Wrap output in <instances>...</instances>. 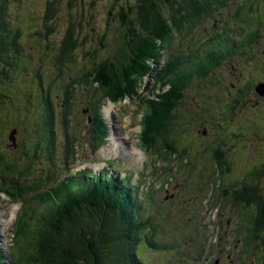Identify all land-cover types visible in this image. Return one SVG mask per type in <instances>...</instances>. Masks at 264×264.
<instances>
[{"label":"trees","instance_id":"1","mask_svg":"<svg viewBox=\"0 0 264 264\" xmlns=\"http://www.w3.org/2000/svg\"><path fill=\"white\" fill-rule=\"evenodd\" d=\"M9 1L0 0V108L8 102L9 98V101L20 98L23 102V112L28 107L30 115L21 114L20 117L14 118V125L24 123L33 128L38 140L35 147L39 152L46 151L49 154L46 165L49 166V172H53L57 167L54 145L58 135L55 134V113L58 108H55L52 97L56 90L64 92V97L67 98L65 116L71 111L69 93H72L76 87L83 86L81 83L91 86V83L98 82L101 87L110 89L112 97L133 95L138 88L141 75L150 71L148 61H156L161 50L171 45L174 38L183 37L184 32L189 33L190 30L195 29L204 20L203 18L217 14L222 17L221 15L227 11L228 4L232 0H137L136 5L128 6L127 10L122 8L118 16L120 29L123 30L121 49L115 53L116 55L113 53V56L102 58L85 79L75 78L73 81L69 80L71 78L69 71L77 65L76 59L87 36H79L77 31L82 29V25L70 18V25L55 52L56 70L61 72V67L66 70L60 75L57 74L60 77L55 76L50 84H47L40 70L33 72L30 69L29 63L32 62V58L27 57L21 47L22 44L19 41L21 30L12 26L7 19L6 9ZM55 3L56 1H53L48 4L45 14L46 37L52 35L55 30L51 25L56 13ZM39 37L41 35L36 36L37 39ZM22 43L24 44V41ZM211 58L202 62V65L196 63L180 75H176L170 83V90L159 95L158 101H153L145 124L148 128L147 138H145L150 141L146 145L155 147L154 142L160 143V147H155L156 149L166 152L169 158L176 155L181 161L177 162V167L182 170V175L192 176L186 182L190 189L197 193L200 189L204 191L205 179L197 181L198 170L195 169L193 162H191L192 170H186L190 162L184 161L191 152L179 143L173 134L179 127L183 128V132L186 131L180 125L181 118L176 109L180 103L184 102L189 83L194 82L192 79L196 75L202 76L201 78L208 77L211 68L221 64L218 60L216 65H211L209 62ZM207 63L210 69H207ZM61 75H65L63 78L66 81L60 80ZM33 80L38 82L41 91L34 92L30 88ZM209 89V86H206L203 87V91L198 90L197 93L208 95ZM197 96L193 101L198 102ZM215 99V96H210L207 100L209 104L203 112L207 116L208 123L214 113L211 128L219 133L220 143L207 148L203 156L211 155L212 160L215 161L213 163L217 165L220 175L223 176L231 172V164L225 156L229 147L223 145H226L233 135L226 134V129L231 127L230 119L223 112L224 109L221 108L222 112H216L215 106L218 105ZM37 103L44 106L41 116L45 120L36 113ZM235 103L239 106V102ZM234 105L232 104L226 112L230 114L231 122L235 113ZM95 122L94 142L98 144L103 141L105 132L97 111ZM24 134L25 132L21 133L18 145L20 150L23 149L22 151L26 152L31 142ZM222 135L224 139L221 138ZM29 154L38 158L37 152ZM29 154H25L26 158ZM6 158L5 160V155L0 152V174H3L6 179L10 174L27 178L31 176L32 173L23 175L13 170L12 162H18V157ZM201 164L203 165V162ZM261 171L256 179L264 172ZM3 176H0V182L8 194L11 193L16 199H28L25 203L26 208L23 209L18 222L14 225L12 246L8 248L13 256V264H145L144 259L140 257V251L143 249L150 252L166 251L170 254L167 264H176L183 256L191 260L189 255L179 251L184 244L177 242L176 237L186 244L188 252L194 253L196 250H201L198 254L199 259L205 250L204 243L197 241L195 236L199 223L195 220L197 213L194 211L200 210L195 208L193 200L191 202L189 200L199 196L198 194L188 195L185 187L182 190L184 195L178 199L188 200L190 206L185 207L181 204L176 207L178 212L173 214L169 211L171 205L158 202V197L153 191L144 192V197L140 199L139 187H132L129 182H122L108 175L92 178L89 172H80L64 180L55 179L56 184L48 185V190H44L41 182L22 185L20 183L22 180L10 182ZM238 184L236 183L231 191L230 182L225 184L224 189L221 183V190L225 195L231 196V205L236 211L244 210L241 213V220L245 221L247 227L249 224L252 229L250 232L249 229L247 230L249 241L246 245L244 243V252L251 251V253L245 257L253 258L254 261L264 260V193H261V189L264 191V188L259 187L258 183L254 186L251 182L245 183L239 187ZM36 190L41 191L37 193ZM30 200H34L35 203L28 206ZM179 253L182 257H179ZM0 264H7L1 248Z\"/></svg>","mask_w":264,"mask_h":264},{"label":"rangeland","instance_id":"2","mask_svg":"<svg viewBox=\"0 0 264 264\" xmlns=\"http://www.w3.org/2000/svg\"><path fill=\"white\" fill-rule=\"evenodd\" d=\"M53 1H56V3L54 4L56 13L51 25L55 30L52 35L46 37L44 33L45 14L48 10V4L50 2L52 3ZM247 2H249V0H245V2L242 4L243 7L240 8L239 5L241 4V0H232L228 4L226 11L231 12V22L234 23L235 19H237V22L239 23L240 17H237L235 15V8L238 7V9H245V11H243V13L241 14L244 22L240 24L244 27V29L231 30V33L234 36H237V38L241 37V41L247 40L248 35L246 34V29L249 30L253 28L254 15L256 14L257 10H259L256 4H248ZM136 3L137 0H10L7 4L6 11L7 19L10 21L12 26L21 30L19 41H21V47L23 48L26 56H30L32 58V62L29 63L30 69L33 72H39L40 70L41 75L44 76L47 84H50L55 79V76L60 77L58 75H60L62 71L66 70L63 67H61V72H58V70H56L55 52L57 50V45L63 39L66 33V29L70 25V18L82 25V29H79V31H77L79 36H87L84 44H82V50L80 51V54H78V58L79 61H82L83 64H86L88 75L90 73L91 67L93 66V62L95 64L100 63L101 58L106 59L109 55L113 56V53L114 55H116L115 53L118 52L119 49H121V45L123 43V30L120 29L121 25L118 22V16L119 14H121L122 8L126 9L128 6L136 5ZM246 3L248 5H246ZM132 16H134V14ZM247 16L251 17L247 18ZM258 16L259 15H257L256 17ZM205 23L208 24V21H206ZM257 30L259 31L256 35V39L258 37L259 38L257 40L258 44L254 45L253 47L254 49L251 52L246 53L244 49L241 51L242 47L239 43H235L237 53L235 55L238 56L235 59L228 56L225 59V62L221 64V66L218 68L219 71L217 73V80H213V85H210L208 95L197 96V102L193 101L195 97L192 96V93L194 91L188 96L187 93H185L184 100H186L184 104L181 105V113H187L189 115V113L191 112L200 111L201 108L199 109V106L201 105V103H203L204 106L210 96L216 97V95L217 97L215 99V102L218 105L216 106V112H222V108L224 109L223 112L226 113L227 109L230 108L232 102L234 101L232 99L233 93L230 91L232 82L237 85L238 89H240L239 87H243V89H245L248 83L249 76H251V78L253 77V79L258 76V80L262 78L264 72V46H262V43H264V26ZM38 34L41 35L39 39L36 38V36H39ZM104 37L105 39H103ZM228 37L232 39L231 36ZM22 41H24V44L22 43ZM102 41H104V45H102ZM97 50L98 54H96ZM90 59L93 60V62H91ZM53 61L55 62L54 66ZM69 72L70 77H77V75L80 74V70L78 72L75 71L74 68ZM74 73L76 74V76ZM61 77L62 79L60 80H62L63 82L66 81V79L63 78L65 77V75H61ZM17 78L22 79L20 77ZM263 84L264 83H260L259 86ZM38 86V82L33 81L30 88L34 90V87H36L38 90ZM103 89V87L97 86L98 92ZM105 91L106 89L103 90V94L105 93ZM232 91L234 93L236 92V90ZM56 93V96H61V98H63V94L59 90H56ZM78 94L81 98H83V94ZM14 98H18V96H14ZM9 99L8 102H6V104L1 106L0 108V152L5 155V160L8 156L18 157V162H12L11 166L13 170L23 175L32 173L31 176L34 175L33 178L35 180L40 171H49V166L46 165V159L49 157V154L46 151L39 152L36 149L35 146L37 145L38 140L33 128L31 129L29 125H25L24 123H20L21 125H14V118H18V116L20 117L21 114L30 115V112L28 113V107H26L23 112V102L20 98L18 99H20L21 101L18 99L9 101ZM103 99H100V101H104L102 105L109 106V102ZM254 101H257V105L253 104ZM258 101L259 103L264 102V98L261 96L260 98H257V96H252L250 98L249 95H247V100L243 98L242 101H240V106H238V104L236 103H233V105L235 104V113L232 117V127L230 129V132L229 128L226 129V134L229 133L230 135V133H233L236 130H240L241 133H236L233 140H229L226 145H223L224 147H229L225 155L227 161L231 164V172L229 174L223 176L220 175V172L217 169V165L213 163L215 161L210 162V157L203 156L206 153L207 148L216 146L218 145V143H220L218 139L220 138L219 133L216 132L213 128H208V133L205 136L203 135L204 129L202 125H198L196 128L190 129V133L187 131L183 134H181V129L183 130V128L179 127L178 131L174 132L173 134L176 139H178V141L183 139L187 140V138H189L188 149L190 150L191 155L188 156L192 160V162L195 163L198 174H203V178L201 179H205L206 181H204L203 185L204 192L199 194V192L197 193V191L193 189L191 190V187L188 186L186 180L191 179L192 176L187 177L183 174L181 175V177L180 175L176 176L172 180L173 182L168 185V188L166 190L158 189V196L161 197L160 200L162 201L165 196L169 200L172 199V204L170 207L171 209L169 211L174 214V212H178L177 209L174 208L175 205L177 207H179L181 204H184L185 207L190 206L188 200L185 201L184 199V201H182L178 199V197L184 195L182 192L184 187L186 188V192L188 195L199 194V197H197L198 199L196 198L189 200L190 202L191 200H193L195 208L200 207L202 218H199L200 215H198V218L195 220L197 221V223H199L200 221L202 222V224H204V236L201 237V239L210 236L206 241V247L204 248L205 250H203L202 257L205 258L202 261V264H264L263 259L254 261L253 258L251 259L250 257H245V255L247 256L250 255L249 253H251V251L245 253L244 246L246 245V242L249 241L247 230L249 229L250 232L252 229L250 228L249 224L247 227V225L245 226L244 223H240V220L242 219L241 213L244 212V210L242 211V209H239L240 212H238V214L237 212H234L233 214L226 213L225 215L223 213V210H220L218 212V218L216 211L213 217V222L218 223V220L220 221L219 217H221L222 219H224V217H227L224 219V222L228 225H226L225 223L224 226L220 224V233L217 237V241H220V246L218 244V248H215L214 245L212 246L210 244V240L213 236L214 230L212 221L210 223V219H212L210 210L212 209L213 204L210 198L212 194L211 192L213 190H218L217 184L215 183L220 180L219 177L221 178L223 189L225 184L230 182L231 191L232 188H235L236 183H239L238 187L243 186L245 183L251 182L252 186L258 183L259 187L264 188V172L259 176V178L257 177L256 179V176L260 174L259 172L261 170L264 171V144L262 140H260L261 137H264V118L261 117V111L258 108L260 107ZM133 105L134 104H132L131 106ZM54 106L55 108L58 107V100L56 101ZM36 107V113L41 116L44 112V106L40 103H37ZM130 108L131 107L127 105L125 113H127L128 111L131 112ZM82 110L80 113L79 111H75L72 113L71 118L73 120L74 126L68 124L67 129L71 142L75 140V142L77 143L76 159L78 161L73 163L71 168L75 170L71 171V173L87 167H93L97 171V164H101L102 166H104L102 164L104 158L109 159L110 157H112L111 159L122 161L121 164L123 165L125 171H135L136 173L133 176V179L136 180L137 172H141L143 169V167H141V162H131L128 160L123 161L121 158L119 159L117 151L114 150V148L111 147L109 143H106L104 147L95 152V156H93L92 153L87 150V121H85V118L82 115ZM110 111L113 113L115 112L114 109H111ZM262 114L264 116V108H262ZM81 116L83 117L82 125L76 127V123L79 122ZM43 119L44 118H42V120ZM56 119L59 120V117L57 116ZM127 121L131 122L132 124H136L137 119L128 118ZM184 123H186V120H182L180 125L182 127L187 126ZM188 124L191 126L194 124V122L190 120L188 121ZM249 126L251 128V130H248V132H250V137L244 139L242 135V133L245 132L244 127L248 128ZM22 132H25V137L28 139V141L31 142L26 152H23V149L20 150V146L18 145V140L20 141ZM55 132V134L58 133V127L55 128ZM112 133L116 134V131ZM192 133L194 134L191 135ZM10 135L11 138L9 139ZM47 135H49V133ZM79 137H82V141H80ZM221 138H223V135ZM15 142H17V146L15 145ZM80 143L83 144V148L81 147ZM58 145L62 146L60 142H58ZM56 150V160L58 162L59 158L60 163L64 160L60 155L62 149H58V147H56ZM32 152H37L38 155H40V158H35L32 154H29ZM26 153L29 154L28 158H26L25 156ZM93 159L96 160V165ZM72 160L74 161V158H72ZM201 162H203V165L201 164ZM105 163H107L108 165H112L113 167L119 166V164L114 163L113 161H106ZM59 167H55L54 170L58 172L60 170L64 171L62 172V176H67L65 170H63L61 166ZM148 170H146V173L144 174L146 175L145 177H148ZM58 172H56V174ZM10 177L12 178L11 180ZM53 179H56V177H52L51 180ZM6 180L10 182L22 180L23 184L29 183L26 176L19 177L16 174H10ZM148 180L149 178L145 180V186L147 185L146 182H148ZM166 180L167 178H165V181ZM197 181H200L199 178L197 179ZM49 183L50 182H45L44 190L49 189ZM150 183L152 186L150 187V189H154V187L157 188L159 186V183ZM53 184L54 183L52 182V185ZM222 185L220 187H222ZM0 189L5 190V187L2 186L1 182ZM38 191L41 190H36L37 193H39ZM174 193L175 195H173ZM261 193H264L262 189ZM228 198L231 204V196L228 195ZM229 202L227 205H225V207H227L228 210H231V207L234 206L230 205ZM215 206H218V203L215 204ZM20 207L21 206L12 203L0 194V237L2 236V234H4V237L0 238V247L8 244V241H10L11 237L13 236V222L16 216L20 213ZM213 210H215V208H213ZM184 211H186V209H184ZM246 215L247 214L245 213V216ZM173 220H175L174 216ZM241 228H244L245 231ZM188 243H190L189 240ZM194 243L196 242L194 241ZM194 243H192V245H194ZM179 251H181L183 254L189 255L191 257L192 264H197V253H190L183 247L180 248ZM140 254L144 259L145 264H164V262H166L169 257L168 254H164L158 251L150 252L146 249L141 250ZM253 254L254 251L252 252V255ZM7 255V259L8 261H10V259H12V256L9 254ZM180 255L181 254L179 253V257H182ZM245 258L246 261L244 263ZM8 264H12V262Z\"/></svg>","mask_w":264,"mask_h":264},{"label":"flooded vegetation","instance_id":"3","mask_svg":"<svg viewBox=\"0 0 264 264\" xmlns=\"http://www.w3.org/2000/svg\"><path fill=\"white\" fill-rule=\"evenodd\" d=\"M248 4H253V5L256 4L258 6L259 10H257L256 14L254 15V20H253L254 26H253V28L249 29V30H247L245 28L246 34L248 35L247 40L241 41V37H240V39H235V40L233 39V52L230 55V58H233V59H235L238 56V55L237 56L235 55V54H237L235 43L240 44V46L242 47L241 51L244 49L246 53L251 52L254 49L253 48L254 45L258 44L257 40L259 37L256 39V35L258 34L259 30H257V29H260L261 27L264 26V0H249ZM257 15H259V16L256 17ZM250 17L251 16H247V18H250ZM242 28L244 29V27H242ZM239 36H240V33H239ZM262 46H264V43H262ZM221 64L219 66H216L214 78H213L214 80H217V73L219 71L218 68L221 66ZM211 65H213V64L211 63ZM260 83H264V72H263L262 78L259 80H258V76L254 79H253V77L251 78V76H249L248 77V83H247V86L245 89H243V87H239L240 89H238L237 85L232 82L231 83V89H230V91L233 93L232 99L234 100L232 102V104L235 102H239V106H240V101H242L243 98H245L247 100V95H249L250 98L252 96H257V98H260V96H261L264 98V92H263V95H260L257 92V86ZM232 90H236V92L234 93ZM253 104L257 105V101H254ZM258 104L260 105V107H258V108L261 111V117L264 118V116L262 114V108H264V102L259 103V101H258ZM199 107H201V106H199ZM212 118H214V116H212ZM228 118L230 119V126L232 127L231 117L228 116ZM231 127L229 128V132H230ZM244 129H245V132L242 133V135H243L244 139H247V137H250V132H248V130H251V128L249 126L248 128L244 127ZM236 133H241V132H240V130H236L233 133H230L233 135V138L231 140L234 139ZM260 140H262V142L264 144V137H261Z\"/></svg>","mask_w":264,"mask_h":264},{"label":"bare ground","instance_id":"4","mask_svg":"<svg viewBox=\"0 0 264 264\" xmlns=\"http://www.w3.org/2000/svg\"><path fill=\"white\" fill-rule=\"evenodd\" d=\"M147 126H140V131L144 134V135H146V130L148 131V128H146ZM116 140H117V138H115ZM113 141H114V139H112ZM130 152H132V150L130 149ZM38 156V158H40V155H37ZM134 157V158H138V156L134 153V152H132V153H130V157ZM73 190V189H72ZM213 224L216 226V236L218 237V234L220 233V224H218V223H215V222H213ZM217 237H216V240H217Z\"/></svg>","mask_w":264,"mask_h":264},{"label":"water","instance_id":"5","mask_svg":"<svg viewBox=\"0 0 264 264\" xmlns=\"http://www.w3.org/2000/svg\"><path fill=\"white\" fill-rule=\"evenodd\" d=\"M257 90H258L259 94H263V92H264V84L258 86Z\"/></svg>","mask_w":264,"mask_h":264}]
</instances>
